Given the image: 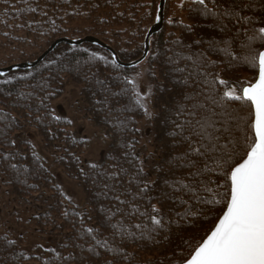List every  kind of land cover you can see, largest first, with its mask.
I'll return each mask as SVG.
<instances>
[{"label":"snow or ice","instance_id":"obj_1","mask_svg":"<svg viewBox=\"0 0 264 264\" xmlns=\"http://www.w3.org/2000/svg\"><path fill=\"white\" fill-rule=\"evenodd\" d=\"M185 4L189 5V14H195L192 16L194 22L179 23L191 43L185 45V38L176 36L172 45L178 49L186 47L187 54L176 51L175 57L177 61L191 63H186V67L177 66L175 71L184 73L191 67L195 73L189 72L187 78H182L184 87L192 89L191 93H181L191 107L185 109L181 105L177 112L184 115L187 111L193 117L199 113V118L194 122L178 123L179 132L170 133L173 144L167 146L183 147L184 151L169 152V159L156 169L158 180L144 176L145 162L136 153L138 142L135 140L116 141L118 147L114 149L107 168L99 161H88L85 166L79 157H75L78 175L90 180L99 195L119 205H127L129 211L126 215H136L138 222L132 225V230L119 221L111 223L122 209H109L105 217L113 230L111 239L101 237L97 227L81 223L77 228L73 220L69 230L72 235L61 242V251L36 244L41 255H25L27 249H22L20 258H34L37 264H55L56 261L60 264H93L91 257L101 255L97 251L99 248L105 254H112L111 259L106 255L102 264H120L121 261L131 264L133 253L124 250L129 238L159 243L156 238L162 236L164 241L176 245L172 264H264V0L258 5L255 0H180L177 7L184 8ZM257 9L259 16L256 15ZM159 11L160 8L156 7L155 12ZM248 11L252 14H247ZM196 17H205V26L215 28L217 32L207 40L200 37L194 32V28L201 24ZM159 20L160 16L156 15L152 22ZM208 20L211 22L207 23ZM172 22L170 18L169 23ZM237 42L241 49L239 54L232 51ZM193 45L207 47L193 52ZM207 53L223 57L220 63L226 68L209 71L210 67L217 69L218 64L209 60ZM170 62H173L172 58ZM237 64L247 65L253 71L252 77L241 80L234 74L225 75L228 69L235 70ZM194 74L196 79H193ZM4 75L0 72V76ZM127 83L134 85L135 82L127 80ZM56 95V91L48 94L52 98ZM232 102H236L237 107H231ZM137 103H141L139 98ZM242 112L246 114L242 115ZM118 130L124 132L126 128ZM18 139L10 142L13 147ZM25 143L30 142L25 139ZM31 147L34 150L36 146ZM16 155L0 153V161H8L10 168L19 172L17 163L11 162ZM32 155L41 159L35 151ZM39 169L42 170L38 171L39 175L47 171L43 164ZM23 172L29 174L26 168ZM123 176L135 183V192L122 185L117 187ZM21 183H26V179ZM28 187L37 191L39 201V186ZM53 191L68 204L72 203V198L60 186L53 184ZM124 195L131 200L123 199ZM100 211L105 212L103 208ZM70 216L79 217L81 221L84 219L81 213L74 208L69 210L65 205L60 217L67 221ZM35 219L32 230L39 228L43 231L49 220L52 225L56 223L51 217L43 224L39 215ZM209 222L213 223L205 228ZM200 230L203 232L197 238ZM5 242L16 251L17 241L3 234H0V251L6 250ZM65 251L67 254H62ZM78 251L79 255H74ZM43 253L49 254V258L43 259Z\"/></svg>","mask_w":264,"mask_h":264},{"label":"trees","instance_id":"obj_2","mask_svg":"<svg viewBox=\"0 0 264 264\" xmlns=\"http://www.w3.org/2000/svg\"><path fill=\"white\" fill-rule=\"evenodd\" d=\"M159 0H0V50L6 48L18 49L30 47L33 53L26 55L22 51L17 59H2L0 57V67L12 64L16 61H26L37 57L46 47L58 37L79 38L85 35H92L109 46L117 53L123 61H129L137 58L143 49L144 35L148 27L152 24L155 17V8ZM257 5L260 0H255ZM96 5V7H91ZM188 7L185 12V20H179L177 17H167L169 10V0L166 1L164 25L157 33L150 37L149 52L146 58L141 62L147 67L149 80L153 83L155 98L153 100V121L151 140V152L146 153L145 143L140 141L138 134V122L143 116L142 103L138 104L136 90L134 85L128 84L131 79V68H124L117 65L109 51L90 43L80 45H70L66 43L59 44L37 65L28 69H15L0 76V153H17L12 163H17L20 169L17 172L10 168L8 161H0V172L3 174L6 183L11 190L20 198L28 199L34 192L28 185L41 186L43 183L49 187L48 172L39 175V165L43 164L32 154L19 152L21 141L13 147L11 141L19 135L16 132L23 130L21 120L29 125H34L44 140L47 142L54 137L60 130L62 118L55 115L51 110V101L60 94L65 81H71L80 85V96L84 101L87 110L91 113L93 119L101 123L108 136L107 148L100 158V164L106 168L112 159L114 149L118 147L116 141L135 140L136 153L143 160L147 179L158 180L157 167L165 164L169 159V152L182 153L183 147H167L173 144L170 135L174 130L179 132L176 125L183 124L185 120L199 118L187 114L181 115L177 108L181 105L185 109H190L191 104L186 101L181 93H191V88H185L182 78H187L189 72L195 73V70L188 67L184 73L175 71L176 67H186L182 60L177 61L176 51L188 53V49H178L172 45V39L176 36L184 37L185 45L191 43V38L182 30L179 21L184 24L193 23L195 14L190 15ZM35 8L33 12L31 9ZM247 14H252L248 11ZM259 16V9L256 11ZM173 21L169 23V19ZM201 21L199 26L194 28V32L203 39L207 40L217 29L205 26V17H196ZM211 21L208 20L207 23ZM230 35V34H229ZM88 46V47H87ZM207 45L197 48L193 45L191 51L199 52L206 49ZM172 48L173 51H169ZM232 51L240 53L238 42L232 48ZM209 60L217 61L218 68H209V71H216L226 68V65L220 63L223 57L215 53H207ZM172 58L173 62H170ZM137 66V65H136ZM135 66V67H136ZM63 68V71L60 68ZM134 68V67H133ZM11 74V75H10ZM234 74L241 80L250 79L253 71L244 64H237L235 70L228 69L225 75ZM52 77H55L54 79ZM193 79H196L195 74ZM6 81V82H5ZM41 86L43 90H41ZM221 92L224 90L221 87ZM56 91L58 95L54 98L48 96L49 93ZM48 97L44 99V97ZM43 100V104L41 101ZM231 107H237L236 102H232ZM245 115L246 112H242ZM37 117L40 119L38 120ZM59 117V119H56ZM119 128H126L121 132ZM54 133V135H50ZM187 133V129H186ZM145 138H148L144 134ZM179 136L177 137V140ZM143 144V145H142ZM145 144V145H144ZM44 166V164H43ZM128 167V165H125ZM28 169L29 174L23 172ZM45 168V166H44ZM131 175V171L129 173ZM85 193V207H68L69 210L75 209L76 212L84 216L83 221L76 216H70L63 220L60 213L64 207L61 199L63 197L53 194L54 200L48 210L41 215L49 219H55L53 225L55 237L47 248H56L61 251V242L72 235L69 231L72 222L75 220L76 227L81 223L88 227L99 228L101 237L111 239L112 229L106 222L105 213L109 209L114 210L120 207L122 211L111 219V223L121 222L123 226L132 230V225L138 222L136 215H126L129 211L127 205H119L117 202L106 199L98 194L90 180L77 175ZM26 179V183L21 181ZM44 185V186H46ZM127 187L135 192V183L129 182L128 176H123L117 183V187ZM123 199L131 200L128 195L122 196ZM105 212H101L100 209ZM91 217V219H89ZM50 221V220H49ZM51 222V221H50ZM213 222L205 224L209 227ZM203 230H200L202 234ZM174 238V234H173ZM156 240L147 241L143 239H128L124 248L125 251L133 253L131 264H172L173 249L175 244L164 241L162 236ZM118 240V238H117ZM89 243H94L89 241ZM6 250L0 251V264H37L33 259L24 260L20 258L21 248L17 247L12 251V246L4 244ZM101 253L99 257H91L93 264H102L105 256L111 259L112 254H105L103 249H97ZM177 252L180 249H176ZM86 252V248H85ZM25 255H41L29 251ZM62 254H67L63 252ZM187 254V250H185ZM78 256L79 251L74 253ZM43 259H48L49 254L43 253ZM55 264H60L56 261ZM120 264H129L127 261H121Z\"/></svg>","mask_w":264,"mask_h":264},{"label":"rangeland","instance_id":"obj_3","mask_svg":"<svg viewBox=\"0 0 264 264\" xmlns=\"http://www.w3.org/2000/svg\"><path fill=\"white\" fill-rule=\"evenodd\" d=\"M179 2L180 0H169L168 18L177 17L179 20H185L188 4H185L184 8H179L177 7ZM22 51H26L27 56L33 53L30 47L25 46L18 49L6 48L0 50V57L2 59H17ZM130 75L135 82L136 96L143 105V116L138 122V136L142 143L143 141L146 142L144 147L149 155L152 149L149 136L152 134L151 123L153 121L151 120L154 113L153 100L155 98L153 83L149 80L147 67L143 63L132 67ZM80 88L79 84L66 80L60 94L51 101V110L55 115L62 118V123L59 127L60 130L49 141L46 142L39 130L34 125L25 123L24 120H21V124L24 126L23 130L19 129L16 132L19 135L17 141H21L19 152L32 154L35 151L47 169L50 178L47 183L50 186L47 187L43 183L39 187V201L36 199L37 191L28 199L18 197L0 172V234L15 239L19 248L27 249L32 253L38 251L35 247L36 244L49 247L53 237H55V230H53L50 221L43 231L39 228L32 230L37 215L41 218V224L46 220L41 215L53 203V184L60 186L72 198L71 204L62 198L63 207L65 205L67 207H85V193L77 176L79 167L75 157H79L86 166L88 161H99L107 148L109 139L105 127L93 119L87 110L80 96ZM144 134L148 138H145ZM105 136L107 139L104 138ZM25 139L30 143L26 144ZM33 144L36 146L34 150L31 147Z\"/></svg>","mask_w":264,"mask_h":264},{"label":"water","instance_id":"obj_4","mask_svg":"<svg viewBox=\"0 0 264 264\" xmlns=\"http://www.w3.org/2000/svg\"><path fill=\"white\" fill-rule=\"evenodd\" d=\"M165 4L166 0H159L157 3L156 7L160 8L159 13H155L156 15L160 16V20L156 23H153L148 27L146 33L147 36L144 35V40H143V49L141 54L132 60L129 61H123L121 60L117 53L114 51V49L100 40L99 38L92 36V35H85L83 37L79 38H69V37H58L54 39L47 47L44 49L34 60H27V61H20V62H15L6 66L0 67V72L7 73L9 71L15 70V69H28L31 68L35 65H37L42 59L46 57L53 49H55L59 44L61 43H66L70 45H80L82 43H90L97 45L107 51H109L112 55V58L114 62L124 68H132L133 66L138 65L141 63L147 56L149 52V46H150V37L157 33L160 29H162L164 25V18H165Z\"/></svg>","mask_w":264,"mask_h":264}]
</instances>
